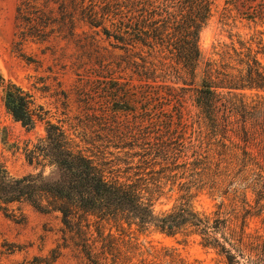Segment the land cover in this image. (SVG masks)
I'll list each match as a JSON object with an SVG mask.
<instances>
[{
  "label": "trees",
  "instance_id": "trees-1",
  "mask_svg": "<svg viewBox=\"0 0 264 264\" xmlns=\"http://www.w3.org/2000/svg\"><path fill=\"white\" fill-rule=\"evenodd\" d=\"M213 3L17 0L16 20L23 28V40L48 39L67 25L71 35L80 22L100 28L113 48L124 51L123 68L136 84L112 82L108 98L121 104L91 120L90 134L74 135L62 125L47 123L45 137L26 146L24 156L29 164L49 167V173L40 170L15 178L0 170V209L25 201L39 212H58L63 226L81 236L88 264H187L174 249H154L148 258L138 253L141 259L133 260L114 248L140 249L139 235L151 231L171 237L186 227L203 232V238L225 250L210 237L208 218L191 205L190 189L215 183L220 135L217 89L229 88L230 64L246 67L245 77L238 79L244 83L262 62L258 51L239 43V50L214 51L212 55L219 59L209 60L198 78L199 35ZM256 76L254 86L263 88L264 78ZM3 90L7 113L32 129L40 117L34 113L31 97L13 83ZM95 126L100 129L95 131ZM169 193L177 194L175 204L157 214L156 201ZM82 228L92 230L91 243ZM96 242L106 250L96 252Z\"/></svg>",
  "mask_w": 264,
  "mask_h": 264
},
{
  "label": "rangeland",
  "instance_id": "rangeland-1",
  "mask_svg": "<svg viewBox=\"0 0 264 264\" xmlns=\"http://www.w3.org/2000/svg\"><path fill=\"white\" fill-rule=\"evenodd\" d=\"M16 7L17 0H0V170L19 178L40 170L49 173V167L29 164L24 156L26 146L45 137L47 123L62 125L74 135L90 134L91 120L121 104L108 98L112 82L129 80L132 85L136 81L123 68L124 51L113 48L100 28L80 22L71 35L67 25L48 39L23 40ZM239 43L260 53L262 63L256 74L264 78V0H214L211 17L199 35L198 78L209 60L219 59L212 55L214 51L239 50ZM230 66L229 88L217 89L220 135L215 183L190 189L191 205L208 218L210 237L225 250L203 238V232L186 227L171 237L151 231L139 235L140 249L114 247L126 258H148L152 250L165 248L174 249L187 264H264V86H254V73L244 83L238 81L245 77L246 67L236 62ZM8 83L31 97L34 113L40 117L32 129L7 113L3 89ZM176 195L160 197L155 212H168ZM1 208L0 264H88L81 236L63 226L58 212H39L25 201ZM82 229L91 243L92 230ZM100 243L93 246L96 252L106 250Z\"/></svg>",
  "mask_w": 264,
  "mask_h": 264
}]
</instances>
